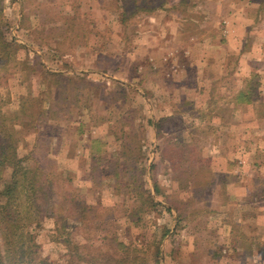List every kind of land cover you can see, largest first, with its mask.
I'll return each instance as SVG.
<instances>
[{"label": "rangeland", "instance_id": "1", "mask_svg": "<svg viewBox=\"0 0 264 264\" xmlns=\"http://www.w3.org/2000/svg\"><path fill=\"white\" fill-rule=\"evenodd\" d=\"M0 6V142L51 190L33 264H264V0Z\"/></svg>", "mask_w": 264, "mask_h": 264}, {"label": "trees", "instance_id": "2", "mask_svg": "<svg viewBox=\"0 0 264 264\" xmlns=\"http://www.w3.org/2000/svg\"><path fill=\"white\" fill-rule=\"evenodd\" d=\"M4 42L1 37L0 44L6 48ZM5 169L11 170V179L3 182L0 189V264H33L37 248L31 237L24 233L20 220H29L32 211L37 213L42 208L44 212L48 211L51 190L45 184L47 178L36 173L39 169L21 165L14 140L8 134L1 136L0 142V183Z\"/></svg>", "mask_w": 264, "mask_h": 264}, {"label": "crops", "instance_id": "3", "mask_svg": "<svg viewBox=\"0 0 264 264\" xmlns=\"http://www.w3.org/2000/svg\"><path fill=\"white\" fill-rule=\"evenodd\" d=\"M223 23H225L226 24V22H223ZM228 24L226 25V27L225 28H228ZM223 27V26H222ZM227 30H225V32H226ZM191 40V39H190ZM190 40H188V41H190ZM166 52V51H165ZM168 53H170V56H172L173 55V50H171V49H167V54ZM159 54L160 53H158V52H155V55H153V56H150L149 58H148V60L150 61V63H151V70H153V72H152V74H155V76L157 77H159V70L157 69V63L155 62V59H156V57L157 56H159ZM162 59V58H161ZM140 69V68H139Z\"/></svg>", "mask_w": 264, "mask_h": 264}]
</instances>
